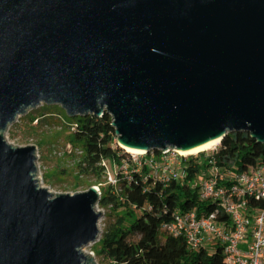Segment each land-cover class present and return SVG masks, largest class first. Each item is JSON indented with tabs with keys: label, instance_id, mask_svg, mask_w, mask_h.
Masks as SVG:
<instances>
[{
	"label": "water",
	"instance_id": "95a60500",
	"mask_svg": "<svg viewBox=\"0 0 264 264\" xmlns=\"http://www.w3.org/2000/svg\"><path fill=\"white\" fill-rule=\"evenodd\" d=\"M40 104L145 153L264 143V0H0V134ZM35 163L0 135V264H88L100 194L52 196Z\"/></svg>",
	"mask_w": 264,
	"mask_h": 264
},
{
	"label": "trees",
	"instance_id": "16d2710c",
	"mask_svg": "<svg viewBox=\"0 0 264 264\" xmlns=\"http://www.w3.org/2000/svg\"><path fill=\"white\" fill-rule=\"evenodd\" d=\"M76 126L70 135L73 146L82 153L77 165L80 175L100 179L104 173L101 163L109 160L117 167L123 160L129 162V154L122 149H113L115 133L110 116H78L69 118ZM150 152L146 153V156ZM154 154L159 152L154 151ZM186 176L182 181L168 183L151 177L133 174L127 182L118 173V184L108 187L100 194L98 205L116 213L115 223L109 226L97 244V254L110 264H222L223 254L215 248L212 251L200 249L191 251L182 238H173L162 231L176 212L190 209L199 211L208 205L198 203L195 181L202 169L211 166L222 171L244 164L264 165V143H257L248 133H230L220 145L209 153L182 158ZM138 236L136 243L128 240Z\"/></svg>",
	"mask_w": 264,
	"mask_h": 264
},
{
	"label": "built area",
	"instance_id": "2783aa9c",
	"mask_svg": "<svg viewBox=\"0 0 264 264\" xmlns=\"http://www.w3.org/2000/svg\"><path fill=\"white\" fill-rule=\"evenodd\" d=\"M182 158L186 159L175 150L129 154V162L123 160L114 176L104 173L112 186L118 184V173L127 182L133 174L162 183L182 181L186 176ZM195 186L198 203L208 205L207 209L178 211L162 231L182 238L191 251L218 248L224 256L222 264H264V165L244 164L241 170L228 171L211 166L201 170Z\"/></svg>",
	"mask_w": 264,
	"mask_h": 264
},
{
	"label": "rangeland",
	"instance_id": "374dc122",
	"mask_svg": "<svg viewBox=\"0 0 264 264\" xmlns=\"http://www.w3.org/2000/svg\"><path fill=\"white\" fill-rule=\"evenodd\" d=\"M74 130L69 117L59 105L40 104L17 116L0 135L14 148L28 146L35 148L36 179L39 187L46 189L52 196L79 194L90 188L101 194L108 187L106 173H103L100 179L79 174L77 165L82 153L79 147L73 146L70 142V135ZM112 147L121 149L116 138ZM101 165L111 177L117 173L118 168L111 161L104 160ZM95 209L102 214L98 221L99 240L105 230L115 223L117 216L111 209L102 208L98 203ZM138 239V236L128 238L132 243H136ZM98 240L83 247L81 252L89 259L88 264H110L97 254Z\"/></svg>",
	"mask_w": 264,
	"mask_h": 264
},
{
	"label": "bare ground",
	"instance_id": "6f19581e",
	"mask_svg": "<svg viewBox=\"0 0 264 264\" xmlns=\"http://www.w3.org/2000/svg\"><path fill=\"white\" fill-rule=\"evenodd\" d=\"M221 143V138L209 140L203 144L190 148L188 150H178L177 152L182 157L195 156L199 153H205L215 150ZM124 152L131 155H143L145 152L143 150H136L122 145H118Z\"/></svg>",
	"mask_w": 264,
	"mask_h": 264
}]
</instances>
